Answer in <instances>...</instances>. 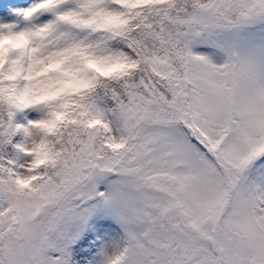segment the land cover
I'll return each instance as SVG.
<instances>
[{
  "label": "snow or ice",
  "instance_id": "1",
  "mask_svg": "<svg viewBox=\"0 0 264 264\" xmlns=\"http://www.w3.org/2000/svg\"><path fill=\"white\" fill-rule=\"evenodd\" d=\"M0 264H264V0H0Z\"/></svg>",
  "mask_w": 264,
  "mask_h": 264
}]
</instances>
